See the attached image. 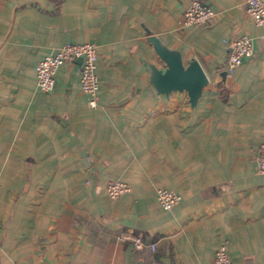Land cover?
Here are the masks:
<instances>
[{"label": "crops", "instance_id": "obj_1", "mask_svg": "<svg viewBox=\"0 0 264 264\" xmlns=\"http://www.w3.org/2000/svg\"><path fill=\"white\" fill-rule=\"evenodd\" d=\"M192 1L0 0V264H212L223 243L235 264H264V23L245 0H201L217 17L183 27ZM242 34L253 52L230 76ZM151 35L200 62L195 105L151 83ZM66 42L98 47L96 107L80 59L38 87L37 63ZM115 179L131 189L112 199ZM158 188L180 201L163 209Z\"/></svg>", "mask_w": 264, "mask_h": 264}, {"label": "built area", "instance_id": "obj_2", "mask_svg": "<svg viewBox=\"0 0 264 264\" xmlns=\"http://www.w3.org/2000/svg\"><path fill=\"white\" fill-rule=\"evenodd\" d=\"M244 9L256 24L264 23V0H245ZM217 14L218 12L210 5L201 0H193L184 10L182 26L209 24L217 17ZM228 47L227 73L231 76L243 59L252 55V40L247 34L237 35L228 41ZM76 59L81 60V91L87 95L89 105L96 107L100 88L97 75L98 47L92 42H66L54 52L41 58L35 67L38 87L44 92L53 90L58 69L65 63ZM256 167L259 173L264 174V140L259 147ZM130 189L127 182L119 179L111 180L106 185V192L112 199L120 197ZM157 200L163 209L171 210L180 201V194L174 189L158 188ZM120 238L131 240L136 250L147 246L152 250L156 249L155 242H147L141 236L123 234ZM13 264L21 263L15 261ZM212 264H235L228 254L227 244L223 243L216 248Z\"/></svg>", "mask_w": 264, "mask_h": 264}, {"label": "water", "instance_id": "obj_3", "mask_svg": "<svg viewBox=\"0 0 264 264\" xmlns=\"http://www.w3.org/2000/svg\"><path fill=\"white\" fill-rule=\"evenodd\" d=\"M149 40L160 60L164 62V68L151 66V83L159 93L186 91L190 103L195 105L209 81L200 62L192 59L184 64L179 50L170 49L156 36H149Z\"/></svg>", "mask_w": 264, "mask_h": 264}]
</instances>
